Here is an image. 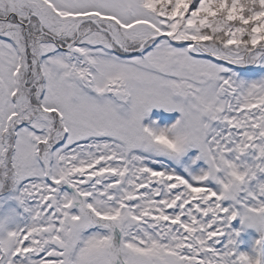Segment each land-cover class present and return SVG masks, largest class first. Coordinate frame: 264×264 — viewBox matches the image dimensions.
<instances>
[{"label":"snow or ice","instance_id":"obj_1","mask_svg":"<svg viewBox=\"0 0 264 264\" xmlns=\"http://www.w3.org/2000/svg\"><path fill=\"white\" fill-rule=\"evenodd\" d=\"M0 264H264V0H0Z\"/></svg>","mask_w":264,"mask_h":264},{"label":"rangeland","instance_id":"obj_2","mask_svg":"<svg viewBox=\"0 0 264 264\" xmlns=\"http://www.w3.org/2000/svg\"><path fill=\"white\" fill-rule=\"evenodd\" d=\"M248 233L254 234V231L252 229H247L246 232L242 233L241 235H242V237H247ZM245 246H246V244L243 247H245Z\"/></svg>","mask_w":264,"mask_h":264},{"label":"trees","instance_id":"obj_3","mask_svg":"<svg viewBox=\"0 0 264 264\" xmlns=\"http://www.w3.org/2000/svg\"><path fill=\"white\" fill-rule=\"evenodd\" d=\"M244 246V245H243ZM243 246H241V247H243Z\"/></svg>","mask_w":264,"mask_h":264}]
</instances>
